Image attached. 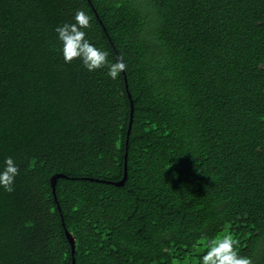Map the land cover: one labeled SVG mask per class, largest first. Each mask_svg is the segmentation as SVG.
Segmentation results:
<instances>
[{
  "label": "trees",
  "instance_id": "obj_1",
  "mask_svg": "<svg viewBox=\"0 0 264 264\" xmlns=\"http://www.w3.org/2000/svg\"><path fill=\"white\" fill-rule=\"evenodd\" d=\"M77 9L116 80L61 60ZM5 156L0 264H195L226 231L264 264V0H0Z\"/></svg>",
  "mask_w": 264,
  "mask_h": 264
},
{
  "label": "clouds",
  "instance_id": "obj_2",
  "mask_svg": "<svg viewBox=\"0 0 264 264\" xmlns=\"http://www.w3.org/2000/svg\"><path fill=\"white\" fill-rule=\"evenodd\" d=\"M89 21L90 17L86 12L77 9L69 21L55 26L53 32L58 42L56 50L65 64L78 60L82 68L89 73L104 68L106 76L116 80L126 72V63L122 56H118L114 62H109L108 53L87 38L85 30L90 27ZM18 173V165L13 158L5 156L0 161V189L11 193ZM238 244L237 237L227 231L207 237L197 245L199 251L195 264H251L248 256L239 253Z\"/></svg>",
  "mask_w": 264,
  "mask_h": 264
},
{
  "label": "water",
  "instance_id": "obj_3",
  "mask_svg": "<svg viewBox=\"0 0 264 264\" xmlns=\"http://www.w3.org/2000/svg\"><path fill=\"white\" fill-rule=\"evenodd\" d=\"M125 81L126 80L124 78V85H125V88L127 89V84H126ZM127 96L130 97L129 93H127ZM131 117H132V101L130 100V117H129L127 132H126L127 135H128L129 129H130ZM126 142H127V140H126ZM60 176H62V175L59 174V173H55V174L51 175L50 178H49V182H50V186H51L52 193H54V186H55L56 179L58 177H60ZM124 178L125 177L123 176V178L120 181L114 182V184L115 185L122 184ZM57 208L59 209V206H57ZM67 236H68V234H67ZM69 242H70V245H71V253H72V250H73V241H72V238H70V237H69ZM73 263H74V260L72 258L71 264H73Z\"/></svg>",
  "mask_w": 264,
  "mask_h": 264
}]
</instances>
